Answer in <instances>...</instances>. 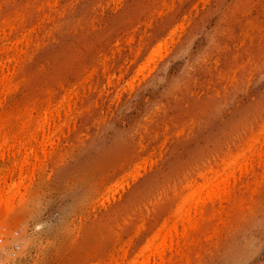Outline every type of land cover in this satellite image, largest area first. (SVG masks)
Returning <instances> with one entry per match:
<instances>
[{
    "label": "rangeland",
    "instance_id": "rangeland-1",
    "mask_svg": "<svg viewBox=\"0 0 264 264\" xmlns=\"http://www.w3.org/2000/svg\"><path fill=\"white\" fill-rule=\"evenodd\" d=\"M0 97V264H142L241 151L144 260L264 264V0H0Z\"/></svg>",
    "mask_w": 264,
    "mask_h": 264
},
{
    "label": "bare ground",
    "instance_id": "bare-ground-1",
    "mask_svg": "<svg viewBox=\"0 0 264 264\" xmlns=\"http://www.w3.org/2000/svg\"><path fill=\"white\" fill-rule=\"evenodd\" d=\"M0 98H1V97H0ZM1 99H2V98H1ZM61 99H62V98H61ZM64 99H65V97H64ZM62 102H63V104H65V103H66V99H65V101H60V103H62ZM64 102H65V103H64ZM60 103H57V105H58V104L60 105ZM60 108H61V106H60ZM62 108H64V107L62 106ZM53 111H55V110H53ZM53 111H51L50 113L52 114ZM51 114H50V117L52 116ZM54 114H57L56 111L54 112ZM42 115H43V114H42ZM42 115H41V116H42ZM45 116H46V115H45ZM42 117H43V116H42ZM47 117H49V115L46 116V120L44 119L45 121H47V119H48ZM50 117H49L48 120L51 121V123H52V122L54 121V119H52V118H50ZM52 117H53V116H52ZM56 117H57V116H56ZM40 119H41V118H40ZM40 119H39L38 121H40ZM50 119H52L53 121L50 120ZM41 120H42V119H41ZM56 121H57V119H56ZM40 122H41V121H40ZM40 122H39V123H40ZM42 122H44V121L42 120ZM47 122H48V121H47ZM47 122H46V123H47ZM49 123H50V122H48V125L50 126ZM53 123H56V122L54 121ZM53 125L55 126L56 124H53ZM53 125H52V126H53ZM42 127H43V126H42ZM42 127H41V129L44 128V127H43V128H42ZM55 127H57V126H55ZM55 127H54V129H55ZM24 128H25V127H24ZM24 128H23V129H24ZM60 128H61V127H60ZM26 129H27V127H26ZM41 129H39V131H40ZM57 129H58V128H57ZM261 129H263V127H262ZM24 130H25V129H24ZM47 130H49V129H47ZM51 130H53V129H51ZM42 131H44V129H43ZM58 131H59V129L57 130V132H58ZM259 131H260V129H259ZM261 131H262V130H261ZM48 133H49V132H48ZM260 133H261V135H263L262 132H260ZM54 134H55V133H54ZM47 135H48V134H46V136H47ZM257 135L260 136L259 133H257L256 136H257ZM2 136H3V135H2ZM2 136H1V137H2ZM4 136H5V135H4ZM4 136L2 137L3 139H4ZM48 136H50V135H48ZM48 136H47L46 138H47V140L49 141ZM52 136H54V135H52V133H51V137H50V138H52ZM253 136H254V135H253ZM1 137H0V138H1ZM6 138H7V137H6ZM44 138H45V137H44ZM259 138H260V137H259ZM261 138H262V137H261ZM3 139H2V142H1L2 144L5 143V142H8V141H6V140H8V139H4L5 142H4ZM254 139H255V138H254ZM43 140H45V139H43ZM43 140H42V142H43ZM47 140H46V142H48ZM257 140H258V137H256V139H255L253 142L255 143ZM0 141H1V140H0ZM262 141H263V140H262ZM22 142H23V141H22ZM26 142H27V141H26ZM26 142H24V144H25ZM251 142H252V141H251ZM251 142L248 143V146H249V145L251 146V145L253 144V142H252V144H251ZM1 143H0V145H2ZM18 143H20V142H18ZM43 143H45V141H44ZM43 143H41V145H42ZM262 143H263L262 145H264V141H263ZM20 144H22V143H20ZM259 144H260V146H258V147H261V146H262L261 143H258V145H259ZM3 145H4V144H3ZM3 145H2L1 147H3ZM7 145L9 146L8 143H6V146H7ZM14 145H18V144L15 143ZM14 145H13V146H14ZM245 145H246V147H245ZM245 145H244L245 149H246V148L248 149V147H247V143H246ZM21 146H22V145H21ZM24 146H25V145H24ZM24 146H22V147H24ZM42 146H45V145H42ZM42 146H41L40 149H44V148H42ZM255 146L257 147V145H253V146L249 147V149H251V151H252V150L254 149ZM4 147H5V146H4ZM15 147H16V146H15ZM17 147H18V146H17ZM19 147H20V145H19ZM25 147H26V146H25ZM27 147H28V146H27ZM45 147H46V146H45ZM256 147H255V148H256ZM38 148H39V147H38ZM38 148H37V153H34V152H36V150L34 151V150H32V149L30 148V149L33 151V153H34L33 156H35V154H38V152H39V150H40V149H38ZM2 149H3L2 151H4L3 153H5L4 148H2ZM9 149H10V147H9ZM12 149H15L16 151H18V152L16 153V155H17V154L19 155V153L21 152V151L19 152V150H17V148H12ZM18 149H20V148H18ZM24 149L28 150V148H24ZM30 149H29V150H30ZM243 149H244V148H243ZM243 149H242V150H243ZM245 149H244V150H245ZM247 149H246V150H247ZM0 150H1V149H0ZM7 150H8V149H7ZM21 150H22V148H21ZM26 150H24V151H26ZM2 151H1V154L3 155ZM41 151H42V150H41ZM43 151H44V150H43ZM43 151H42V152H43ZM236 151H237V150H236ZM256 151H257V148H256ZM8 152H9V150L7 151V153H8ZM30 152H31V151H30ZM30 152L27 151V153H30ZM246 152L248 153L249 151L247 150ZM21 153H22V152H21ZM25 153H26V152H25ZM232 153H233V152H232ZM238 153H239V151H238ZM241 153L243 154V152L241 151L240 154H238L239 156L236 157V158H235V157L231 158V157H232L234 154H235V156H236L237 152H236V153H233V155H232L231 157H229V156L226 157V158H230V159H232V161H231L230 159H228V161L231 162V163H229V162H223V163H220V166H219V165H216V166L213 167V168L211 167L212 170L216 171V172H214V174L216 175V177L214 176V177L212 178V177L210 176V179H209V178H208V179L206 178V180H205V178L203 177L204 180L201 182V184H199V183L196 184L197 186H198V185H201V186H200L201 188L196 187V186L194 185V186L196 187L195 189H200V190H199V191H200V194H199L198 190H197V191H196V190H193V189L191 190L192 187L189 186L191 183H189V185H188L189 187H188V188H190V189H189L190 191L187 192V193L184 195V197H182V196L180 195V194H182V193H179V194H177V195L174 196V198H173V199H174V202H179V203H177V205H179L180 203H181L180 205H182V204L185 203V204H184L185 207L182 206V207H184V210H183V208H182L181 210H183V211H180V213H179L180 215H182L181 213H183L184 218H182L183 216L181 217V216L178 214V215L180 216V217H179V216H178V217H179L180 219H182V220H181L182 222H177V219H179V218L176 217V215H177L176 212H174L175 214H173V215L175 216V218H176L175 221H176L177 223H180V225L182 224V226H180L182 229H181V230H178V228H176L177 225H175V224H173L174 226H172V227H174V228H171V229H170V228H167V229H166L167 232H166V231H165V232H166V233H169V236L171 237V241L169 242V244L166 243L167 240H165V237H166V235H164L165 233L160 234V233H162V232H158V231H157L158 234L155 236V239L152 238V237H149V238H150L149 240H151V241H153V242L148 243L149 240L147 239V241H145V242H146V244H145L146 246H141V247H144V248H143V249H141V248L139 249V256H140V255L143 256V257L140 256V258H143V261H144V262H140V261H139L140 263H142V264H148V262H150V260L148 259L149 253L147 254V261L145 262V260H144V255H145V252H146L147 250H149V251L152 252V253H150V256L152 255L154 258L159 257L158 259H161V258H162L161 256H163V258H164V254H165V252H166L167 250H170V249L174 246V244H178V243H179V238H180V237H181V239H183L184 236H185L186 238L188 237L187 235H188V233H190L189 231L192 230L193 227H195V222H194V221H196V220H194V219H195L194 217H195V214H197L198 211H199V210H198V206H199V207L201 206L200 202L203 204V203H204L203 201L207 200V201H205V203H206V202L210 201V199H211L210 196L207 195V198H208V199L210 198L209 200L206 199V196H205L204 199H203V197H204V196H203V197H202L203 200H202V199L200 200V198H201L200 196L202 195L201 193H205V194H206V192H210V191L213 189L212 186L216 188V186L219 185L220 182H218V184H217V183H216L217 181H216V182H215L216 184H215V183H214L213 185L211 184L212 181H214L216 178H218V179L220 178L222 181L224 180V182H225V181L227 180V178H228V175H230V174L227 173V171H228V170H231V168H232V169H235V168H233V167H235L238 163L240 164L241 162L244 161V159L242 158V156H240V155H242ZM1 154H0V156H1ZM5 154H6V153H5ZM23 154H24V153H23ZM31 154H32V152H31ZM244 154H245V151H244ZM248 154H250V153H248ZM251 154H253V153H251ZM8 155H9V153H8ZM11 155H12V153H11ZM14 155H15V153H14ZM21 155H22V154H21ZM246 155H247V154H246ZM30 156H31V155H30ZM30 156H29V159L31 158ZM33 156H32V157H33ZM247 156H248V155H247ZM36 157H37V156H36ZM36 157H33V159H35ZM239 157L242 158L241 161H240ZM245 157H246V156H245ZM250 157H251V155H250ZM2 158H3V156H2ZM2 158H1V159H2ZM7 158H9V156H8ZM27 158H28V156H27ZM27 158H26V159H27ZM253 158H254V156H253ZM253 158H251V159H253ZM3 159H4V158H3ZM26 159L22 160L21 163H22L23 161H26ZM31 159H32V158H31ZM31 159H30V161L28 160V161L30 162V164H31ZM233 159H237V160H239L238 163H236L237 160L234 161ZM248 159H250V158L248 157ZM226 160H227V159H226ZM242 160H243V161H242ZM3 161H5V160H3ZM3 161H2V162L0 161V163H2V164L4 165ZM32 161H33V160H32ZM220 161H221V160H220ZM245 161H246V162H244V163L246 164L248 161H247V159H246ZM253 161H254V160H253ZM14 163H15V162H14ZM19 163H20V162H19ZM19 163L17 162L16 164H19ZM21 163H20V164H21ZM25 163H26V162H25ZM27 163H28V162H27ZM216 163H217V162H216ZM244 163H243V164H244ZM16 164H15V165H16ZM243 164L241 163L240 165L242 166ZM245 164H244V165H245ZM3 165H1V167H2ZM28 165H29V163H28ZM16 166H17V165H16ZM16 166H15V167L12 166V169H13V168L18 169ZM20 166H22V165H20ZM23 166H24V165H23ZM25 166H26V165H25ZM237 166H238V165H237ZM241 166H239V167L242 169ZM7 167H8V166H7ZM26 167H27V166H26ZM26 167H25V168H26ZM8 168H9V167H8ZM20 168H21V167H20ZM22 168H24V167H22ZM237 168H238V167H237ZM240 168H239V171L242 172V170H241ZM1 169H2V168H1ZM16 169H14V170L17 171ZM243 169H244V167H243ZM4 170H5V169H4ZM8 170H9V169H7V171H8ZM14 170H13V171H14ZM20 170H21V169H20ZM0 171H1V170H0ZM2 171H3V170H2ZM18 171H19V169H18ZM4 172H5V171H4ZM19 172H21V171H19ZM233 172H234V171L231 172V173H232L231 176L234 177ZM236 172H237V171H236ZM2 173H3V172H2ZM5 173H6V172H5ZM10 173H11V172H10ZM10 173H9V174H10ZM22 173H23V171H22ZM22 173H21V176H17V178H15V181H14V179H12L14 182H12L11 185H10V183H9V184L7 183V184L9 185V187L7 186L8 190H5V192L2 190V189H5V186H4V188H1V186H0L1 190L3 191V193L1 194V199L3 198L5 201L8 202V200L11 201V200H10V199H11L10 197H12V199H13V197L16 196V194L14 193V191H17V190H18L17 188L19 187V184H20V180H19V179H21V178H19V177H22L23 175L26 176L25 174L22 175ZM216 173H218V176H217ZM226 173H227V174H226ZM11 174H12V173H11ZM15 174H16V172H15ZM208 174H209V173H208ZM210 174H211V173H210ZM212 174H213V173H212ZM212 174H211V175H212ZM214 174H213V175H214ZM225 174H226V176H225ZM238 174H241V173H238ZM1 175H2V174H1ZM1 175H0V176H1ZM3 175H5V174H3ZM19 175H20V174H19ZM205 175H206V174H205ZM205 175H200V176H205ZM213 175H212V176H213ZM10 176H11V175H10ZM207 176H208V175H207ZM207 176H206V177H207ZM224 176H225V177H224ZM2 177H4V176H2ZM5 177H6V175H5ZM5 177H4V178H5ZM226 177H227V178H226ZM229 177H230V176H229ZM240 177H241V176H240ZM22 178H23V177H22ZM197 178H200V177H197ZM211 178H212V181H210ZM223 178H226V179H223ZM10 179H11V178H10ZM195 179H196V178H195ZM201 179H202V177H201ZM229 179H230V178H229ZM231 179H232V178H231ZM234 179L236 180V177H234ZM0 180H2V179H0ZM5 180H6V179H4V181H5ZM21 180H22V181H23V180L25 181V179H21ZM2 181H3V180H2ZM10 181H11V180H10ZM222 181H221V183H222L223 185H225V183H223ZM227 181H228V180H227ZM0 182H1V181H0ZM6 182H7V181H6ZM193 182H194V180H193ZM1 183H2V182H1ZM203 183H204V184H203ZM221 183H220V184H221ZM193 184H195V182H194ZM222 184H221V185H222ZM2 185H4V184H2ZM215 185H216V186H215ZM223 185H222V187H223ZM202 186H203V188H202ZM2 187H3V186H2ZM224 187H225V186H224ZM182 188H183V187H182ZM185 188H187V187H185ZM185 188H183V189H185ZM218 188H219V187H218ZM216 189H217V188H216ZM220 189H222V188H219V190H220ZM1 190H0V191H1ZM187 190H188V189H187ZM2 191H1V192H2ZM191 191H192V192H191ZM212 191H213V190H212ZM182 192H183V191H182ZM18 193H19V192H17V194H18ZM173 193H175V192H173ZM14 194H15V196H14ZM212 194H213L212 197H213L214 195H215L214 197H216V195H217L216 193H213V192H212ZM203 195H204V194H203ZM219 195H220V194H219ZM218 197H219V196H218ZM218 197H217V198H218ZM219 198H220V197H219ZM184 199H185V200H184ZM215 199H216V198H215ZM181 200H183L184 202H183V201L181 202ZM212 200H214V199H212ZM2 201H3V200H2ZM5 201H4L3 204H5V203L7 204V202H5ZM185 201H186V202H185ZM8 203H10V202H8ZM205 203H204V204H205ZM198 204H200V205H198ZM204 204H203L202 206H204ZM8 205H9V204H8ZM8 205H6V206H8ZM177 205H175V206H176L177 212H179L178 210H180V207H179L180 205H179V206H177ZM201 208H203V207H200V209H201ZM176 209H174V211H175ZM197 210H198V211H197ZM201 212H202V210H201ZM202 213H203V212H202ZM202 213H201V214H202ZM193 214H194V215H193ZM197 215H198V214H197ZM180 219H179V221H180ZM177 223H176V224H177ZM168 226H169V225H165V227H168ZM165 227H163V230H164ZM168 229H170L169 232H168ZM161 230H162V229H161ZM163 230H162V231H163ZM163 232H164V231H163ZM167 235H168V234H167ZM151 236H152V235H151ZM169 236H168V237H169ZM185 237H184V238H185ZM167 239H168V238H167ZM168 241H169V240H168ZM155 242H156V243H155ZM186 242H187V241H186ZM183 243H184V240H183ZM183 243H182V244H183ZM185 244H186V243H185ZM183 245H184V244H183ZM180 247H181V246H180ZM166 248H167V249H166ZM143 250H144V251H143ZM171 251H172V249H171ZM171 251H169V253H170ZM170 254H171V253H170ZM126 255H127V254H126ZM134 256H135V255H134ZM139 256H138V257H139ZM124 257H125V255H124L122 258H124ZM138 257H137V258H138ZM153 257H151V258H152L153 263H154V260H155V259H154ZM160 257H161V258H160ZM135 258H136V257H134V259H135ZM149 258H150V257H149ZM124 259H125V258H124ZM127 259H128V258H126V260H127ZM132 259H133V258H131V261L134 260V259H133V260H132ZM128 260H129V259H128ZM141 260H142V259H141ZM161 260H162V259H161ZM161 260H160V261H161ZM120 261H121V259H120ZM123 261H124V260H123ZM131 261H130L129 264H137V262H138L137 259H135V260L133 261V263H131ZM117 262H119V260H117ZM126 262H127V261H126ZM156 262H157V259H156ZM156 262H155V263H156ZM169 262H170V261H169ZM171 262H172V261H171ZM120 263H121V262H120ZM120 263H119V264H120ZM122 264H123V263H122ZM124 264H125V263H124ZM167 264H168V262H167ZM169 264H170V263H169Z\"/></svg>",
    "mask_w": 264,
    "mask_h": 264
}]
</instances>
